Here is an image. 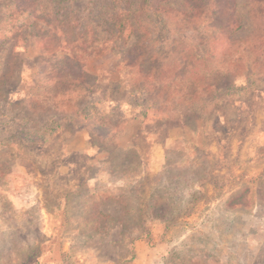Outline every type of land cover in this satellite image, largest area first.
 Masks as SVG:
<instances>
[{
    "label": "rangeland",
    "instance_id": "1",
    "mask_svg": "<svg viewBox=\"0 0 264 264\" xmlns=\"http://www.w3.org/2000/svg\"><path fill=\"white\" fill-rule=\"evenodd\" d=\"M237 2L234 30L0 0V264H264V0Z\"/></svg>",
    "mask_w": 264,
    "mask_h": 264
},
{
    "label": "trees",
    "instance_id": "2",
    "mask_svg": "<svg viewBox=\"0 0 264 264\" xmlns=\"http://www.w3.org/2000/svg\"><path fill=\"white\" fill-rule=\"evenodd\" d=\"M37 0H11V3L18 7L19 11H24L28 9L31 5L35 4ZM171 0H139L141 4V8L147 14L150 10H154V15L159 19L154 20L155 24L160 23V19L164 13H169L168 15L173 16L174 18H184L187 19L191 16L194 12L202 11L204 14V19L208 22L214 17L217 12L218 7L220 4L224 3L225 12H231L229 14V22L226 25V29H239L243 27V17L237 16V7L239 6V2L237 0H182L181 5L176 7H171L170 9L167 8V5H170ZM263 1V0H260ZM173 11V14L171 13ZM161 12V14H158ZM164 17V16H163ZM125 25L124 19H120L117 21L116 26L118 30L122 32V28ZM131 34H134V27H131ZM134 28V29H133ZM214 28L217 27L214 25ZM130 36V35H129ZM78 41H74L73 44H76ZM150 69V64L147 60H144V69L142 70L144 73ZM146 114V113H145ZM84 116V115H81Z\"/></svg>",
    "mask_w": 264,
    "mask_h": 264
}]
</instances>
